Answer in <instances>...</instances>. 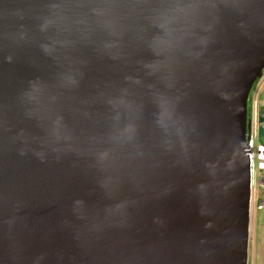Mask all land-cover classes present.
Instances as JSON below:
<instances>
[{
    "label": "water",
    "instance_id": "obj_1",
    "mask_svg": "<svg viewBox=\"0 0 264 264\" xmlns=\"http://www.w3.org/2000/svg\"><path fill=\"white\" fill-rule=\"evenodd\" d=\"M264 0H0V264H247Z\"/></svg>",
    "mask_w": 264,
    "mask_h": 264
},
{
    "label": "built area",
    "instance_id": "obj_2",
    "mask_svg": "<svg viewBox=\"0 0 264 264\" xmlns=\"http://www.w3.org/2000/svg\"><path fill=\"white\" fill-rule=\"evenodd\" d=\"M264 102V95H263ZM256 125L250 130L247 156L251 175L250 211H264V110L257 112ZM259 130V131H258ZM260 131L262 134H260Z\"/></svg>",
    "mask_w": 264,
    "mask_h": 264
},
{
    "label": "rangeland",
    "instance_id": "obj_3",
    "mask_svg": "<svg viewBox=\"0 0 264 264\" xmlns=\"http://www.w3.org/2000/svg\"><path fill=\"white\" fill-rule=\"evenodd\" d=\"M264 73L260 81L254 85L249 98L250 122L253 130L256 125L255 112L263 103L262 86ZM247 264H264V211L257 212L252 205L249 220V243Z\"/></svg>",
    "mask_w": 264,
    "mask_h": 264
},
{
    "label": "crops",
    "instance_id": "obj_4",
    "mask_svg": "<svg viewBox=\"0 0 264 264\" xmlns=\"http://www.w3.org/2000/svg\"><path fill=\"white\" fill-rule=\"evenodd\" d=\"M261 90H262V94L264 95V84ZM262 110H264V102L260 104V106L257 107L256 112H255V117H256L257 112L262 111Z\"/></svg>",
    "mask_w": 264,
    "mask_h": 264
},
{
    "label": "trees",
    "instance_id": "obj_5",
    "mask_svg": "<svg viewBox=\"0 0 264 264\" xmlns=\"http://www.w3.org/2000/svg\"><path fill=\"white\" fill-rule=\"evenodd\" d=\"M258 131H259V130H258ZM260 134H262L261 131H260Z\"/></svg>",
    "mask_w": 264,
    "mask_h": 264
}]
</instances>
